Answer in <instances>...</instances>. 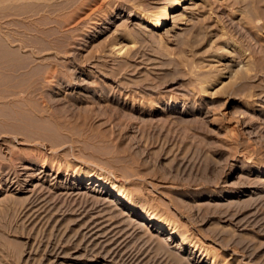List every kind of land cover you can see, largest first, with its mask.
Here are the masks:
<instances>
[{
	"label": "rangeland",
	"instance_id": "rangeland-1",
	"mask_svg": "<svg viewBox=\"0 0 264 264\" xmlns=\"http://www.w3.org/2000/svg\"><path fill=\"white\" fill-rule=\"evenodd\" d=\"M172 2L0 0V113L60 128L59 171L0 181V264H264V0H188L151 28Z\"/></svg>",
	"mask_w": 264,
	"mask_h": 264
},
{
	"label": "bare ground",
	"instance_id": "bare-ground-1",
	"mask_svg": "<svg viewBox=\"0 0 264 264\" xmlns=\"http://www.w3.org/2000/svg\"><path fill=\"white\" fill-rule=\"evenodd\" d=\"M186 1L188 0H173L172 3L164 5L159 12L155 13L154 18L149 21V25L151 26V28L155 30H161L165 28L172 17H180L181 15L174 16L173 14H175ZM23 103H20L21 105H19V103L18 105H14L15 103H12L13 106L2 110V112L0 113V135L2 136V143H0V181H5L8 183V190H15L19 185H21L20 182L22 181L23 176L26 172L25 170L33 169V167L39 161L42 163L41 167H47L48 165H51L52 169L56 171L60 170L59 166L54 163V159L56 158V156H59V154L54 151L53 153H51V155H49L47 153H44L43 151L45 147L43 142L44 140H47L46 142H48V145L49 143L52 145H56V142L54 143L53 141H51V137L54 136L55 133H57L58 129H60L57 123L58 121L55 122L56 120H52L54 124H51L50 122L51 125L49 124V126L44 127L41 120L43 115H40L38 113L41 109H39V105H31L27 102L24 104ZM237 117L238 118L235 120V122H238L240 120L241 115L239 114ZM43 120L46 119L44 118ZM14 138L21 139V141L17 142V145L20 146L16 148H12L7 144L10 142H14ZM2 146H5V148L7 147V151H5L4 147L2 148ZM24 163H29V165L24 166ZM79 179H83V177H77V180ZM86 180L89 181L88 185L95 184V187L107 186V182L100 180L99 178H86ZM247 184H239L238 187L244 185L246 186ZM113 195H115V200L117 202L122 204L129 203L124 195L118 193ZM38 199L39 196L31 198L26 204H30V206L33 207L38 204ZM259 203L260 201L258 199H254L252 201L247 200L243 201L242 203L240 202L237 205V211L239 212L241 210L252 208L253 205L256 206ZM229 212L230 210L228 211V213ZM32 214L30 213V215ZM146 221L150 222L149 225L151 227L157 230L166 231L168 237L174 235V232L168 229L165 224H163V222L159 219L153 218L149 215L146 216L145 222ZM181 241V243L188 242L186 238H182ZM200 254L202 255L203 251H200Z\"/></svg>",
	"mask_w": 264,
	"mask_h": 264
}]
</instances>
